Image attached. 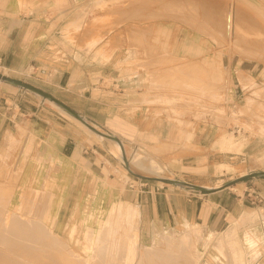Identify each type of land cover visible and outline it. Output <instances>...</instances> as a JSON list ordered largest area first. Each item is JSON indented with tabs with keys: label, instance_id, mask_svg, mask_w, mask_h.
<instances>
[{
	"label": "rangeland",
	"instance_id": "1",
	"mask_svg": "<svg viewBox=\"0 0 264 264\" xmlns=\"http://www.w3.org/2000/svg\"><path fill=\"white\" fill-rule=\"evenodd\" d=\"M63 1L71 3V0H54L56 9L67 6ZM76 1L79 0H72ZM86 6L82 4L81 8ZM88 7V14L84 11L78 24L63 27L56 40L63 52L59 53L55 45L50 46L53 59H61L65 54L72 56L71 45H78L79 49L82 44L86 45L83 53L93 51L104 62L115 50L126 48L127 53H116L115 60L124 61L115 69V80H106L104 85L109 87L113 82L115 91H120L122 87L117 84L128 81L124 78L141 77L139 103L147 109L146 120L165 117L176 128H185L191 133V139L185 138L184 142L180 139L160 145L126 147L127 159L134 151L152 154L164 167L163 178L198 186H218L250 169L264 167V0H91ZM185 46L199 47L200 52H189ZM122 69L125 75L118 77ZM212 70L217 78H212ZM30 71L32 78L7 71L4 75L35 84L37 70ZM0 85L10 91H20L8 84ZM30 95L38 99L35 94ZM45 103L47 109L73 122L60 108L48 101ZM200 125L206 126L201 142L203 149L196 146ZM7 134L12 136V141L0 142V223L8 225L27 219L31 227L46 233V236L40 234L39 239L52 246L66 245L69 251L91 263L99 259L93 248L95 244L104 249L100 253L104 264H169L173 260L177 263V259L171 258L175 254L163 258L146 248L154 245L166 249L171 245L176 253L174 242L186 229L155 232L145 244L140 243L137 217L121 214L128 209V204L95 201L87 209L72 192L70 167L64 168L61 178L51 159L47 164L41 157L37 161L33 143L22 125L13 127ZM223 136H228L231 148L221 144ZM115 157L117 165L111 169L112 178L120 191L138 183L143 188L174 187L138 179ZM220 162L226 163L221 169ZM102 234L105 242H97V236ZM199 234V242L192 237L197 257L190 256L191 263H188L189 256L181 255L177 257L179 263L230 264L226 253L215 246L223 236L205 237L201 230ZM245 244L252 252H242L234 242L238 249L236 258L239 257L235 264H257L259 254L253 249L255 245ZM58 254L60 250L55 253ZM230 255L236 254L230 250ZM47 260L42 264L61 263Z\"/></svg>",
	"mask_w": 264,
	"mask_h": 264
},
{
	"label": "crops",
	"instance_id": "2",
	"mask_svg": "<svg viewBox=\"0 0 264 264\" xmlns=\"http://www.w3.org/2000/svg\"><path fill=\"white\" fill-rule=\"evenodd\" d=\"M65 4L66 7L56 9L54 0H0V72L19 73L30 67L37 70L35 84H28L23 78L15 80L53 96L101 131L116 136L124 148L190 140L187 129L176 128L165 117L146 120L147 109L139 103L141 77L124 78L128 81L117 84L122 87L120 91H115L113 82L109 87L104 85L106 80H115V69L124 61L115 60L116 53H127L126 48L115 50L104 62L93 51L83 53L86 45L82 44L81 49L71 45L72 56L53 59L50 46L63 52L56 41L58 36L63 27L78 24L84 11L88 14L91 0ZM82 4L87 6L82 9ZM119 72L118 77L125 75V69ZM132 83L137 84L132 87ZM45 102L25 91H10L0 85V142L12 141L7 131L22 125L33 143L37 161L41 157L47 164L51 159L61 178L64 168L70 167L72 192L86 208L95 201L121 202L136 208L139 242L144 244L155 232L197 226L205 237L213 235L217 239L228 233L238 249L252 252L245 237L257 236L254 239L259 257L255 263L264 264V177L233 185L229 183L234 179L218 186L201 185L214 188L210 192L156 185L143 188L141 183L122 192L112 178L111 169L117 164L108 141L88 135L77 123L47 109ZM205 130L206 126L200 125L196 131V146L202 149ZM227 138L223 136L221 144L229 149ZM258 172H264V167L245 174Z\"/></svg>",
	"mask_w": 264,
	"mask_h": 264
},
{
	"label": "bare ground",
	"instance_id": "3",
	"mask_svg": "<svg viewBox=\"0 0 264 264\" xmlns=\"http://www.w3.org/2000/svg\"><path fill=\"white\" fill-rule=\"evenodd\" d=\"M232 30H233V26H232ZM185 47H186V50L189 52L190 51H193L195 53L200 52L199 47H196V48H194L195 46L194 47L185 46ZM4 76H6V75H4ZM217 77H218L217 73L214 72L212 74V78H217ZM223 78L225 80V77H223ZM223 78H222V80H223ZM220 79H221V77H220ZM1 83H3V82H1ZM226 84H227V82H226ZM223 86H221V87H223ZM61 112L68 119L72 120L75 124L77 123L78 125L83 127L86 131H88L89 133L94 135L97 139H104L103 137L98 136L97 134H95L94 132L89 130L86 126H84L82 123H80L78 120L71 117L70 115H68L64 111L61 110ZM107 141L111 145V150H112L114 156H118L120 163H122L124 165L122 157H121V149H120L119 145L115 142L110 141V140H107ZM163 146H164V144H163ZM163 146H160L159 148L164 149L165 147H163ZM165 150H166V148H165ZM155 151H156V148L154 149V153H155ZM158 151H157V153H158ZM161 152H163V150ZM144 153H142L140 151H134L133 152L132 156L127 159L130 169L133 172L135 171V172H137V174L145 176V177L157 178V179H168V178H163V168L164 167L156 159V157H154L152 154L147 156ZM223 165L224 164L218 165L219 169H221L220 167H223ZM243 175H245V173L240 174L239 177H241ZM121 214H122V217L123 216L127 217L129 215V216H133L136 219V217L138 216V211L136 208L129 206L128 209L126 211H122ZM8 218H9V216L6 215L5 220H7ZM198 230L200 232V229L197 226L196 227L195 226L188 227L186 229V231L184 233H182V235H180V237L178 239H176V241L174 242L176 244V245H174V247L177 249L176 253H174V250H172L173 246L171 247V245H169V248L167 247L166 249L155 248L154 245L152 247H148L146 249L149 252H151L152 254L163 255V258L169 257V254H175L176 257H171V256L170 257L172 259H177V263H176V261L173 260V262H171L169 264H181L178 262V260H179L178 258H180L181 255H182V257H184V255L187 257L189 256L187 262L191 263L190 256H194L195 258L197 257L196 253L194 252V247H193V242H192L193 238L192 237H194L197 242L200 241L201 235L199 234ZM40 234L43 236H46V233L43 230H37L36 228L31 227V224L28 223L27 219H26V221L21 222V223L14 222L12 224L8 223V225L0 223V238H1L0 239V264H42V263H45V262H43L45 259L46 260L47 259L58 260V262L59 261L61 262L60 264H104V262H102L103 259L100 258V253H102L104 251V249L100 245L95 244L93 247L94 251L98 252L96 254H97V257L99 258L98 259L99 261L97 260L96 262L91 263V262H89L88 259L82 258L79 255H77L76 253L69 251V249H67L66 245L57 244L56 246H52L51 244L45 243L47 241L38 238V236ZM211 236H208V237L210 238ZM256 237H254V238H256ZM209 238H207L206 240H208ZM245 238H246L245 242H248L249 245L250 244H252V245L257 244L256 240L252 236L249 237L248 235H246ZM206 240H205V242L207 243ZM96 241L97 242L98 241L105 242V234H102L101 236H97ZM97 242H95V243H97ZM234 242L235 241L232 239V236L227 233L225 236L220 238L215 245L217 248L222 249L224 251V253H226V255L228 256V259H229V262H227V263H230V264H235L236 259L239 258V257L236 258V256H238V253H237L238 249L234 246ZM253 249H255V247ZM58 250H60V254H58V256H57V255H55V253ZM62 250H64V252H66V253H61ZM230 250H232L236 254L235 257L230 255ZM176 254H180V255H176ZM47 261H49V260H47Z\"/></svg>",
	"mask_w": 264,
	"mask_h": 264
},
{
	"label": "water",
	"instance_id": "4",
	"mask_svg": "<svg viewBox=\"0 0 264 264\" xmlns=\"http://www.w3.org/2000/svg\"><path fill=\"white\" fill-rule=\"evenodd\" d=\"M0 82L8 84V85L15 87L21 91L33 93L36 96L40 97L43 101H49L50 103H52L56 107L60 108L62 111H64L65 113H67L71 117L78 120L80 123H82L84 126H86L89 130H91L92 132H94L98 136H101L106 140H110L112 142L117 143L121 149V157H122L125 169L129 173H131L132 175L136 176L138 179L159 181V182L166 183V184H169L171 186H174V187H177L180 189L193 190V191H198V192H210V191L214 190V188L198 186V185L191 184L188 182L171 180V179L150 178V177H145V176L134 173L129 167V163H128V160L126 158L124 146H123L122 142L116 136L101 131L100 129H98V127L96 125L89 122L85 117H83L79 113H76L73 110H71L70 108H68L66 105H64L62 102H60L59 100H57L53 96H51L45 92H42V91H40V90L30 86V85H27L21 81L12 79V78L4 76V75H0ZM260 177H264V172L245 174L241 177L234 179L229 184L233 185V184H236V183L241 182V181H245V180L253 179V178H260Z\"/></svg>",
	"mask_w": 264,
	"mask_h": 264
},
{
	"label": "built area",
	"instance_id": "5",
	"mask_svg": "<svg viewBox=\"0 0 264 264\" xmlns=\"http://www.w3.org/2000/svg\"><path fill=\"white\" fill-rule=\"evenodd\" d=\"M30 69L32 70V68H25L24 70L20 71L19 73H14L13 72L12 74L19 75V77H23V78H31V74L32 73H31ZM5 71H7V70H3V74H4ZM7 73H10V72L7 71ZM8 77H9V75H8Z\"/></svg>",
	"mask_w": 264,
	"mask_h": 264
}]
</instances>
